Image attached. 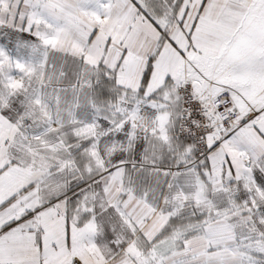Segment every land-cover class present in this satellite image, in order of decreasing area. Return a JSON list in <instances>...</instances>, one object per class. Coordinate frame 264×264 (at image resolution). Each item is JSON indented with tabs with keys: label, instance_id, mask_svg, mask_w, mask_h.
Masks as SVG:
<instances>
[{
	"label": "snow or ice",
	"instance_id": "1",
	"mask_svg": "<svg viewBox=\"0 0 264 264\" xmlns=\"http://www.w3.org/2000/svg\"><path fill=\"white\" fill-rule=\"evenodd\" d=\"M0 264H264V0H0Z\"/></svg>",
	"mask_w": 264,
	"mask_h": 264
}]
</instances>
